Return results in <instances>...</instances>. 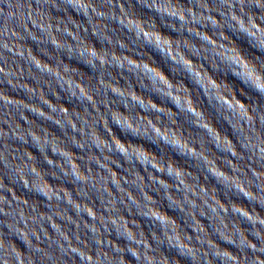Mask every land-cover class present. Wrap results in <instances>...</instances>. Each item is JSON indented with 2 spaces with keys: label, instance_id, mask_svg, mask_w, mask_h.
Returning <instances> with one entry per match:
<instances>
[{
  "label": "clouds",
  "instance_id": "9594fccd",
  "mask_svg": "<svg viewBox=\"0 0 264 264\" xmlns=\"http://www.w3.org/2000/svg\"><path fill=\"white\" fill-rule=\"evenodd\" d=\"M262 213L264 0H0V264H264Z\"/></svg>",
  "mask_w": 264,
  "mask_h": 264
},
{
  "label": "water",
  "instance_id": "95a60500",
  "mask_svg": "<svg viewBox=\"0 0 264 264\" xmlns=\"http://www.w3.org/2000/svg\"><path fill=\"white\" fill-rule=\"evenodd\" d=\"M173 39H175V38L173 37ZM145 55H146V56H150V53L145 52ZM177 86H179V85H177ZM192 91H195V90H192ZM17 98H18V97H17ZM213 152H214V154H215V151H214V150H213ZM169 158L171 159L170 156H169ZM113 171H116V169L114 168ZM194 174H195V173H194ZM118 175H119V173H118ZM258 210H259V209H258ZM262 215H264V213H262ZM173 259H177V260H178V258H176V257H173ZM178 264H183V262H181V261L178 260Z\"/></svg>",
  "mask_w": 264,
  "mask_h": 264
}]
</instances>
